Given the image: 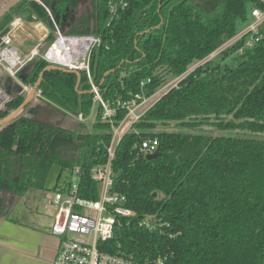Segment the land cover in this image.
I'll return each instance as SVG.
<instances>
[{
    "label": "trees",
    "instance_id": "obj_1",
    "mask_svg": "<svg viewBox=\"0 0 264 264\" xmlns=\"http://www.w3.org/2000/svg\"><path fill=\"white\" fill-rule=\"evenodd\" d=\"M41 1L48 9L36 0L16 4L0 18V32L27 12L52 30L47 41L58 26L99 35L101 43L90 55L91 77L86 70L49 67L42 58L19 71L25 84H38L42 97L0 124V216L15 219L18 198L46 190L55 165L58 179L78 167L82 195L98 198L91 174L107 160L113 125L127 117L128 104L142 103L170 77L186 73L116 148L112 191L125 196L135 215L120 216L114 237L100 249L148 264H264V44L240 52L238 41L222 51L227 59L234 54L231 60L215 57L188 72L243 29L263 2L127 0L113 16L109 0ZM93 84L115 110L108 119ZM25 100L21 92L11 96L0 122ZM49 103L85 118L97 105L93 130L75 117L76 129L36 118ZM173 121L178 130L158 129ZM204 125L223 133L199 131ZM147 138L158 139V156L141 150Z\"/></svg>",
    "mask_w": 264,
    "mask_h": 264
},
{
    "label": "built area",
    "instance_id": "obj_2",
    "mask_svg": "<svg viewBox=\"0 0 264 264\" xmlns=\"http://www.w3.org/2000/svg\"><path fill=\"white\" fill-rule=\"evenodd\" d=\"M36 1L44 5L41 0ZM261 1L264 4V0ZM127 5V0H109V7L113 16L118 13L120 8H124ZM251 16V21L243 29L209 54L205 61L216 57L218 53L241 40L243 41V45L239 50L240 52L245 48H252L260 43L264 44V33L262 32L264 26V6L252 8ZM56 32L57 37L48 47L45 54L41 55L36 48L31 51L28 57L23 56L15 46L13 36L11 35L12 31L2 37L4 45L0 46V65H3L12 76L19 78L17 79L22 86L21 93L29 95L33 91L34 86L25 84L18 76V73L29 61L39 54L42 59L51 65L62 66L72 70H86L89 77H91L90 55L93 48L101 43L100 36L92 33H65L58 26ZM64 37L68 38L69 46H73L71 51L67 52L68 62L60 61L51 53L56 43ZM93 90L97 93L98 98L106 108L103 119H108L114 114L115 110L105 104L99 95L97 86L94 84ZM33 97H38V99L42 97V90L36 89ZM10 98L11 96L5 95L0 89V108ZM135 105L138 104L134 102L127 106L129 108L128 115L134 117V122L139 120L146 111L136 114ZM74 117L80 121H85L86 119L82 113ZM132 125L130 124L123 133L120 131V125H113L112 139L107 146V160L95 165L92 170V179L97 183L98 198L82 195V175L79 168L77 171L70 172V175L65 180L59 182L56 189L43 191L45 198L55 207V218L51 232L59 236L61 240L55 261L56 264H148L139 262L132 256L110 253L100 249L101 243L114 237L115 228L119 223L120 216L130 217L135 215L134 210L124 205L125 196L112 191L115 177L113 161L116 155V148L123 135ZM158 145L157 138H147L142 141L141 150L146 154L154 153L158 151ZM159 263L161 261L155 262V264Z\"/></svg>",
    "mask_w": 264,
    "mask_h": 264
},
{
    "label": "rangeland",
    "instance_id": "obj_3",
    "mask_svg": "<svg viewBox=\"0 0 264 264\" xmlns=\"http://www.w3.org/2000/svg\"><path fill=\"white\" fill-rule=\"evenodd\" d=\"M87 1L88 0H86V3ZM18 17L21 19L20 24L18 22L17 23L15 22ZM23 20H26V21L28 20L27 22H32V23L24 24ZM33 21L35 20H31L27 12H23L20 15H18L15 18V20L9 25L11 29H14L16 31L17 35L20 36V40L25 44L24 46L26 50L25 52H23V54L26 57H28L31 54V51L36 48H37L36 50H38L41 55L45 54L46 50L53 42V41L50 42V41L45 40L47 36L52 32V30L47 25H45L43 22H42L43 24L38 25L36 24L38 21L36 22H33ZM249 22L250 20L247 23L242 24L241 28L245 27L246 24H248ZM28 31L32 32V37H29L27 35ZM43 31L46 33V37L44 40H41L40 37L43 36L42 35ZM56 37H57V32L55 31L54 40L56 39ZM29 40L34 43H39V46L34 47L30 51V53H29L30 46L28 45ZM39 55H37L33 59V64L35 63V61H38L41 58L40 57L41 55L40 56ZM233 55L234 54L230 55L227 59L224 57L223 52H220L216 55V60L227 62L233 58ZM203 62H205V60L194 63L193 65L190 66L188 72L194 70L196 66L202 65ZM185 77H186V73L183 75L177 76V77H170L168 81L165 84H163L152 97L146 98V100L143 101L144 103H140L134 106L136 114L137 113L140 114L146 109H148L149 107H151L157 100L161 98L163 94L168 92L172 87L177 86L179 82ZM17 78L18 77L15 78L14 76H12L4 68L3 65H0V89L2 90V92H4L5 95L10 97L21 91V85L18 81L19 78L18 79ZM36 100H39L38 97H33L31 102H35ZM96 111H97V105L95 106L93 114L89 118L85 119L86 128L88 130H93V123L96 120ZM35 117L44 118V115L38 112ZM73 118L74 116L69 114L68 112V113H65L63 117H61L58 121H56V123L62 126H65V127L76 129L77 126L75 125V121ZM198 120H201V122H203L204 124H211V123H208L211 121H208L207 118H199ZM133 122H134V117L127 115V117L120 123V131L123 133L129 127L130 124H133ZM158 129L178 130L179 122L173 121L171 122L169 126L161 125L158 127ZM185 130H188V129L185 128ZM198 130L201 132H205V133H213L215 135L223 133L221 130L215 128L212 125H204L201 129H198ZM77 169L78 167H76L74 171H77ZM59 172H60V167L58 165L53 166L51 173L49 175V178L47 180V184H46L47 191H52V188L56 185L58 180L59 182H62L63 180L66 179L68 175H70L69 169H66L63 172L61 178L58 179ZM17 206H20V209L18 210V214L24 215L23 217H25L24 219L27 221H30L31 217L37 216L36 212L39 211L41 217H44V219L47 221L46 223H48L49 221H51V217H50L51 212L55 210L54 205H52L50 201L45 198V195H43V192L40 189H32L28 191L24 196L18 198V201L16 204V210H17ZM32 206H34V210L32 209ZM38 207L39 209H37Z\"/></svg>",
    "mask_w": 264,
    "mask_h": 264
},
{
    "label": "crops",
    "instance_id": "obj_4",
    "mask_svg": "<svg viewBox=\"0 0 264 264\" xmlns=\"http://www.w3.org/2000/svg\"><path fill=\"white\" fill-rule=\"evenodd\" d=\"M20 20L18 17L15 22L20 24ZM23 21L24 24L32 23L27 22L28 20ZM36 24L43 23L38 21ZM11 31L15 46L25 56L23 54L26 50L25 44L14 29ZM27 35L32 37V32L28 31ZM42 35L40 39L44 40L46 33L43 31ZM28 45L30 53L34 47L39 46V43L29 40ZM19 209L20 206H17V210L14 211L15 219L0 216V264H56L61 240L59 236L51 232L55 210L50 214L51 221L46 223L47 221L41 217L39 211L36 212L37 216L31 217V220L27 221L24 219V215L18 214ZM32 209L34 210V206Z\"/></svg>",
    "mask_w": 264,
    "mask_h": 264
},
{
    "label": "water",
    "instance_id": "obj_5",
    "mask_svg": "<svg viewBox=\"0 0 264 264\" xmlns=\"http://www.w3.org/2000/svg\"><path fill=\"white\" fill-rule=\"evenodd\" d=\"M20 1H22V0H0V18H2L8 11H10ZM10 31H11V27L8 26L0 32V46L4 45L2 43V37L5 36ZM55 66L56 65H50L49 67H55ZM36 89H38V84L34 85L33 91L26 97V100L22 104V106L19 109H17L16 111H14L6 119L2 120L0 122V124L6 123V122L14 119L18 115H20L24 111L26 105L32 101ZM21 90H22V86H21ZM39 113L44 115V118H39V117H36V118H38L44 122L56 123V121H58L61 117H63V115L67 112L64 109H62L61 107L57 106L56 104L49 103V104L43 105L40 108ZM159 154H160L159 151H156L154 153H148L147 158H153V157L158 156Z\"/></svg>",
    "mask_w": 264,
    "mask_h": 264
},
{
    "label": "bare ground",
    "instance_id": "obj_6",
    "mask_svg": "<svg viewBox=\"0 0 264 264\" xmlns=\"http://www.w3.org/2000/svg\"><path fill=\"white\" fill-rule=\"evenodd\" d=\"M73 46H69V40L68 38L64 37L61 38L56 45L53 47L51 53L54 55L55 58L59 59L63 62H68L67 59V52L69 53L71 51ZM70 48V50H68Z\"/></svg>",
    "mask_w": 264,
    "mask_h": 264
}]
</instances>
